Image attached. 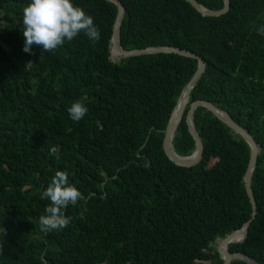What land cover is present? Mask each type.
I'll return each mask as SVG.
<instances>
[{"label":"trees","instance_id":"trees-1","mask_svg":"<svg viewBox=\"0 0 264 264\" xmlns=\"http://www.w3.org/2000/svg\"><path fill=\"white\" fill-rule=\"evenodd\" d=\"M196 1L223 7L222 0ZM120 2V46L200 56L205 69L189 103L226 112L260 146L250 182L255 217L228 252L264 264V0H229L215 17L185 0ZM74 3L93 18L100 39L80 33L52 52L33 45L29 54L22 33L28 0H0V264H223L214 243L251 218L248 144L197 107L201 161L182 167L169 160L164 130L197 61L158 53L114 62L116 6ZM77 101L88 109L79 123L68 113ZM188 107L172 139L181 157L195 149ZM56 171L67 173L82 199L64 210V229L44 232L40 217L50 201L41 194Z\"/></svg>","mask_w":264,"mask_h":264},{"label":"clouds","instance_id":"clouds-1","mask_svg":"<svg viewBox=\"0 0 264 264\" xmlns=\"http://www.w3.org/2000/svg\"><path fill=\"white\" fill-rule=\"evenodd\" d=\"M22 22L23 51L29 54L32 53L33 45L40 46L42 51L52 52L63 46L66 41H72L80 33H84L90 41L100 39V32L93 18L76 5L74 0H28L23 9ZM259 32L264 35V27H261ZM87 112V107L79 101L68 108L70 119L76 123H79ZM51 152L56 154L58 149L53 147ZM41 198L50 201L45 208V215L40 217L42 230L60 231L70 222L64 210L69 204H75L82 199V193L69 183L65 171H56ZM0 235H6L3 227Z\"/></svg>","mask_w":264,"mask_h":264},{"label":"water","instance_id":"water-1","mask_svg":"<svg viewBox=\"0 0 264 264\" xmlns=\"http://www.w3.org/2000/svg\"><path fill=\"white\" fill-rule=\"evenodd\" d=\"M111 3H113L116 6L117 13L116 18L114 21V25L112 28V34L110 38V47H115L117 49V54L121 57H134V56H140V55H146V54H158V53H164V54H176L179 56L192 58L197 61V67L190 78V80L187 82V84L182 89L174 109L171 112L170 118L168 120L166 129L164 130V138H163V151L165 155L168 157L169 160H171L174 164L182 167H190L193 165L198 164L202 159V153H203V144L201 142L200 137L198 136L195 126H194V111L197 107H203L210 111L219 121H221L224 125L229 127L234 133L238 134L240 137H242L245 142L249 146V160L246 167L245 175L243 178L244 181V187L246 190V194L249 198V202L252 208L251 212V218L249 221H247L245 224L242 225L240 229L234 230L231 232V235H235L236 233L242 232L243 236L238 241H230L227 240L226 237L221 239L220 246L217 247V252L219 253L220 258L223 260V264H230V262L234 259H239L246 264H255L253 263L249 258L242 254H230L228 252V245L232 243H240L242 242L247 234V229L249 223L252 221V219L255 217V200L253 197L252 190L250 188V182H251V176L253 169L256 164V157L260 150V146L258 143L252 138V136L249 134V132L245 129L240 127L238 124H236L231 117L224 111L220 110L219 108L215 107L209 102L198 100L193 101L189 103L190 100V92L192 91V88L196 84V82L199 80L201 75L204 72L205 69V63L201 59L200 56H197L196 54L178 49L175 47H147L144 49H133V50H124L120 46V25L123 19L124 15V7L120 0H107ZM188 2L198 13H200L202 16L207 17H215L220 16L224 13H226L229 9V0H222L223 1V7L219 10H209L202 5H200L196 0H185ZM189 104L185 121L187 125L188 132L190 136L192 137L195 149L193 153L188 157H181L178 156L172 147V139L176 132V129L178 128V125L180 121L183 118L184 111L186 106ZM193 157L191 161L184 162L183 160L185 158Z\"/></svg>","mask_w":264,"mask_h":264},{"label":"bare ground","instance_id":"bare-ground-1","mask_svg":"<svg viewBox=\"0 0 264 264\" xmlns=\"http://www.w3.org/2000/svg\"><path fill=\"white\" fill-rule=\"evenodd\" d=\"M114 51L117 52V49L114 47ZM243 139V138H242ZM244 140V139H243ZM193 159V157H189V158H185L183 161L184 162H188V161H191ZM243 236V233L242 232H239V233H236L235 235H228L226 237L227 240H230V241H238L242 238ZM222 242H220L221 244ZM222 245V244H221Z\"/></svg>","mask_w":264,"mask_h":264},{"label":"rangeland","instance_id":"rangeland-1","mask_svg":"<svg viewBox=\"0 0 264 264\" xmlns=\"http://www.w3.org/2000/svg\"><path fill=\"white\" fill-rule=\"evenodd\" d=\"M120 55H118L115 51L113 47H110V58L112 61L117 62L120 59ZM220 242L221 240H216V242L214 243L215 247L217 248L218 246H220Z\"/></svg>","mask_w":264,"mask_h":264}]
</instances>
